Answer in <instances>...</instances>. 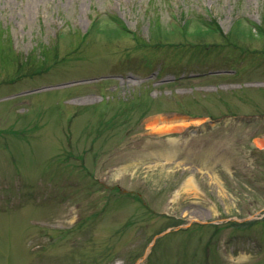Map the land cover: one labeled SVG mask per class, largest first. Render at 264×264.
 Here are the masks:
<instances>
[{
	"label": "rangeland",
	"instance_id": "rangeland-1",
	"mask_svg": "<svg viewBox=\"0 0 264 264\" xmlns=\"http://www.w3.org/2000/svg\"><path fill=\"white\" fill-rule=\"evenodd\" d=\"M0 264H264V0H0Z\"/></svg>",
	"mask_w": 264,
	"mask_h": 264
},
{
	"label": "bare ground",
	"instance_id": "bare-ground-1",
	"mask_svg": "<svg viewBox=\"0 0 264 264\" xmlns=\"http://www.w3.org/2000/svg\"><path fill=\"white\" fill-rule=\"evenodd\" d=\"M183 120H170V122L160 124L158 120L149 123V126L159 131H176L182 127ZM198 121V120H197ZM259 145H263L260 139L256 140Z\"/></svg>",
	"mask_w": 264,
	"mask_h": 264
}]
</instances>
